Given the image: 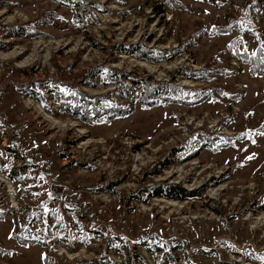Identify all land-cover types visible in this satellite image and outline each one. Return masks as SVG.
<instances>
[{"label":"rangeland","instance_id":"obj_1","mask_svg":"<svg viewBox=\"0 0 264 264\" xmlns=\"http://www.w3.org/2000/svg\"><path fill=\"white\" fill-rule=\"evenodd\" d=\"M258 49L264 0H0V264H264ZM169 83L198 101L146 103Z\"/></svg>","mask_w":264,"mask_h":264},{"label":"trees","instance_id":"obj_2","mask_svg":"<svg viewBox=\"0 0 264 264\" xmlns=\"http://www.w3.org/2000/svg\"><path fill=\"white\" fill-rule=\"evenodd\" d=\"M78 1V0H77ZM79 3H81L79 1ZM254 6H256L254 4ZM87 4L85 3L83 6V9L81 10V13L86 11ZM80 13V14H81ZM236 25V24H234ZM233 25V26H234ZM232 26V27H233ZM231 27V30H232ZM24 31H27V28L24 26ZM226 31V30H223ZM36 32L42 33L39 30H36ZM29 33H32L29 31ZM136 47H138V57L140 59L148 60V61H153V62H158L160 61L159 59L162 58L164 59L166 57V51L160 52L159 49H154V48H149L144 45V43H138L137 45H132V49L134 50ZM132 50V51H133ZM174 54L178 55L182 52V48L178 47L176 49H173ZM152 52H159L160 55H154ZM244 60L247 61L248 63H251V72L256 75V74H262L264 75V62L261 61V59H264V52L262 49H258L255 55H250L248 53H243ZM190 76L194 78H198L199 75L202 74V69L201 70H195V71H189ZM88 81V80H87ZM86 84H91L89 81ZM124 87L127 89L128 86L123 82ZM159 91L163 90V99H159L157 96L154 97L153 93L154 91ZM210 89H206L205 92ZM129 92V91H128ZM146 93V92H145ZM129 95L130 93H126ZM207 94V93H206ZM206 94L203 96L205 97ZM36 98L44 101L38 96V93L34 94ZM201 94H198L200 96ZM147 97L146 103H149L152 101L150 105H161L164 104L166 101H171V102H180V103H186V104H192L197 100H192L188 99V96H191L190 90L184 89L181 86H173L170 83L166 85H149L147 84V95H143V97ZM142 97V98H143ZM103 97H93V96H88L85 93L78 92L74 98L70 95L67 94L65 95L61 102V110L63 112L70 113L72 116L78 117L81 119V121L88 123V124H93L94 122H99L100 120L104 119V114L102 113L101 109L95 105V102L93 100H100ZM104 109L107 112V117L106 121H110L111 118L115 117V115H122L123 113L128 112L127 108H124L123 106H118L114 103H105L103 105ZM156 191H154L153 194L151 195H156V196H161L162 194H165L166 196L169 197H183V196H192V195H197L200 196V192L195 191L191 192L189 190H186L177 183H172V184H163L155 187ZM203 188V187H202ZM211 209L215 211V207L211 206Z\"/></svg>","mask_w":264,"mask_h":264}]
</instances>
